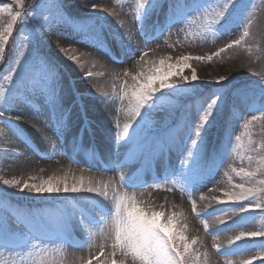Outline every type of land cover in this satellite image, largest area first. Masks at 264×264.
I'll return each instance as SVG.
<instances>
[{"label": "rangeland", "instance_id": "rangeland-1", "mask_svg": "<svg viewBox=\"0 0 264 264\" xmlns=\"http://www.w3.org/2000/svg\"><path fill=\"white\" fill-rule=\"evenodd\" d=\"M89 1L0 0V264H264V0Z\"/></svg>", "mask_w": 264, "mask_h": 264}, {"label": "bare ground", "instance_id": "bare-ground-1", "mask_svg": "<svg viewBox=\"0 0 264 264\" xmlns=\"http://www.w3.org/2000/svg\"><path fill=\"white\" fill-rule=\"evenodd\" d=\"M92 0H90L89 2H88V4L87 5H85V6H83L82 7V9H85L86 10V12L88 13L89 12V14L90 15H92L93 13V10L94 9H96V8H94V6H93V4H92V2H91ZM98 11V10H97ZM89 14H87V15H89ZM100 49H103V47H100L99 46V48H98V50H100ZM57 50L58 51H62V48H57ZM97 50V51H98ZM97 53H99V55L97 56L96 55V53H95V51L93 52V54H92V56L95 58V60L97 61V62H100V59L103 61V59H104V57H103V52L101 53V52H97ZM95 56H97V58L95 57ZM81 59L83 60V61H87V59L89 60L90 58H88V56L85 58V57H81ZM107 117V116H106ZM108 120H109V117H107V122L104 124V126H106V124L108 125ZM107 130V129H106ZM103 149H105V151H107L108 152V155H110V157H111V155H113V150L112 149H110V147H105V145L103 144ZM125 150H127V148L126 149H124V150H118L117 151V154H124V152H125ZM206 204V202H205V200L202 202L201 201V204ZM254 224H255V222H252V223H250L245 229L247 230L248 228H251L252 226H254ZM237 233H238V231H237Z\"/></svg>", "mask_w": 264, "mask_h": 264}]
</instances>
